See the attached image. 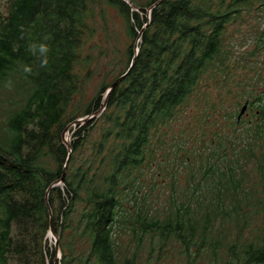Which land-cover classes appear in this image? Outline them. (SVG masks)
Instances as JSON below:
<instances>
[{
  "label": "trees",
  "instance_id": "1",
  "mask_svg": "<svg viewBox=\"0 0 264 264\" xmlns=\"http://www.w3.org/2000/svg\"><path fill=\"white\" fill-rule=\"evenodd\" d=\"M127 1L0 0V264H264V37L235 61L226 42L264 0ZM106 9L131 42L125 59L100 48L123 69L90 95ZM127 71L66 164L63 132ZM208 86L247 99L245 125Z\"/></svg>",
  "mask_w": 264,
  "mask_h": 264
},
{
  "label": "rangeland",
  "instance_id": "2",
  "mask_svg": "<svg viewBox=\"0 0 264 264\" xmlns=\"http://www.w3.org/2000/svg\"><path fill=\"white\" fill-rule=\"evenodd\" d=\"M133 1L140 3V2H143L145 0H133ZM105 11H106L105 22L101 23V27L98 30L97 34L91 38V42L94 45L92 53L97 58L96 64H98V70L94 71L92 81L86 87V93H89L90 95L93 94L94 88L99 84L100 81H102L104 74H105L104 71L109 70V72H110V77L107 80L104 79V81H110L113 76H116L115 72H117V71L119 72L123 69V68L117 67L116 71H114V73H113V69L111 67H108V68L105 67L107 60L105 57L103 58L102 54L100 53V48L102 50V53L107 52V51L110 52V51H113L116 49L119 51L120 56L123 59H125L124 58L125 49L131 42V40L128 36V33H127V28H126L124 20L116 12H114L112 10L106 9ZM147 12H148V10H147ZM258 13H260V14H258ZM258 13L256 12L255 16H249L248 14H246V16L243 17V19H240L237 22V24H235L234 26H232L228 29V33H231V36L228 39H226V42H227V44L229 43L232 46V50H233L232 56L234 57L232 59H234V61L238 58V56H240L241 53H243V52L247 53V52L252 51V49L254 47L255 37L258 34L264 37V12L261 10V11H258ZM261 33H263V35ZM136 43H137V40L135 41L134 50L136 49ZM255 57L258 60V62H260L261 66L263 65V67H264V50H260L258 52H255ZM251 59H252L251 62H253L254 57H252ZM258 64L252 65L250 62H248L247 66H246L247 70L245 73H250V72L256 70L258 67ZM105 68H107V69H105ZM249 70H251V71H249ZM238 73H239V70L238 71L234 70V74L237 75ZM235 80L238 81L239 79H235ZM261 84L264 85V81L261 82ZM244 89L246 90V88H244ZM203 90H205L207 92V97L210 98L211 101H213L217 104H222L226 108L227 113L233 112L235 118L239 114L241 106L244 103V99H246V98H244L242 100H238V102L235 103L232 100L231 94L227 95L224 91H217L212 86L204 87ZM197 103H199V102H197ZM238 103H240V105H238ZM194 105L195 104H192L191 106H188V108H187V115L189 117L187 119L188 122L192 121L190 119V114L188 113V110L190 108H192V106H194ZM3 111L5 113L7 111V109H5ZM194 112L197 113V110L195 109ZM1 113H3L2 110L0 112V122L3 120ZM249 113L251 115V111ZM96 116H98V115H96ZM200 116H201V114H200ZM200 116H198V117H200ZM90 117H92V115H90ZM249 117L250 116L247 115L246 117L243 118V120L241 121L242 126L245 125V123ZM93 118L89 119L88 121H84V119H77L76 122L70 124L68 129L66 128L65 131L63 132L64 144L66 145L67 143H71V137H72L71 131L74 129V126L77 123L82 124V123H86L89 121H93ZM240 119H241V117H240ZM181 125H182V123H181ZM96 136H97V132L95 131L94 137H96ZM66 147H67V145H66ZM62 185H63L62 181H58L55 183L54 186H58L59 188H61ZM54 235H52L50 233V229H49V232L46 236V239L50 243V246H52V247H55V244L58 243V237L56 236V234H54ZM56 240H57V242H56ZM60 257H61L60 252L57 251L56 258L59 259ZM148 264H184V263H183V259L180 260L179 258H177V260H176V259L165 258V259H160L159 262H149L148 261Z\"/></svg>",
  "mask_w": 264,
  "mask_h": 264
},
{
  "label": "water",
  "instance_id": "3",
  "mask_svg": "<svg viewBox=\"0 0 264 264\" xmlns=\"http://www.w3.org/2000/svg\"><path fill=\"white\" fill-rule=\"evenodd\" d=\"M125 1V0H124ZM157 4V3H156ZM155 4V5H156ZM151 9V8H150ZM140 35H141V33L139 34V37H140ZM137 53V48L135 49V54ZM132 66V64L130 65V67ZM128 73V71L125 73V74H123L122 76H120L119 78H117L116 79V81L108 88V90L106 91V93H105V100H104V103H103V106H102V108L100 109V110H98V111H96V112H94L93 114H92V117H90V116H87L86 118H82V119H84V121H88L89 119H91V118H93V117H95L96 115H99L103 110H104V108H105V105H106V99H107V97H108V94H109V92L116 86V84L126 75ZM246 108H247V105L246 104H244L242 107H241V109H240V111H239V114H238V116H237V120H239L240 119V117L243 115V113L245 112V110H246ZM67 129H68V127H67ZM67 145V148H68V151H69V153H68V158H67V161H66V164L68 163V160H69V155H70V152H71V145H70V143H67L66 144ZM64 175H65V173H63V175H62V177H61V179L59 180V181H62L63 182V179H64ZM48 193H49V191H47V193H46V198H45V202H46V204L48 203V201H47V197H48ZM50 233H52V229H51V227H50ZM53 234V233H52ZM55 251H59L58 250V245H57V243L55 244Z\"/></svg>",
  "mask_w": 264,
  "mask_h": 264
},
{
  "label": "clouds",
  "instance_id": "4",
  "mask_svg": "<svg viewBox=\"0 0 264 264\" xmlns=\"http://www.w3.org/2000/svg\"><path fill=\"white\" fill-rule=\"evenodd\" d=\"M40 51H41V53H46V52L48 51L47 46H45V45H41V46H40ZM46 63H47V60L45 59V60L42 62V66L46 65ZM25 71H26V72H30L31 69L28 68V67H26V68H25Z\"/></svg>",
  "mask_w": 264,
  "mask_h": 264
},
{
  "label": "flooded vegetation",
  "instance_id": "5",
  "mask_svg": "<svg viewBox=\"0 0 264 264\" xmlns=\"http://www.w3.org/2000/svg\"><path fill=\"white\" fill-rule=\"evenodd\" d=\"M246 103V105H247V108H246V110H245V112L243 113V115L241 116V119H243L244 117H246L247 115L248 116H250V113H249V106H248V104H247V102H245Z\"/></svg>",
  "mask_w": 264,
  "mask_h": 264
},
{
  "label": "built area",
  "instance_id": "6",
  "mask_svg": "<svg viewBox=\"0 0 264 264\" xmlns=\"http://www.w3.org/2000/svg\"><path fill=\"white\" fill-rule=\"evenodd\" d=\"M125 2H126L129 6H131L130 2H128L127 0H125ZM134 11H137V9H134Z\"/></svg>",
  "mask_w": 264,
  "mask_h": 264
},
{
  "label": "bare ground",
  "instance_id": "7",
  "mask_svg": "<svg viewBox=\"0 0 264 264\" xmlns=\"http://www.w3.org/2000/svg\"><path fill=\"white\" fill-rule=\"evenodd\" d=\"M101 108H102V107H101ZM52 233H53V234H52ZM52 233H51V234L54 235V232H53V231H52ZM54 236H55V235H54ZM56 242H57V240H56Z\"/></svg>",
  "mask_w": 264,
  "mask_h": 264
}]
</instances>
